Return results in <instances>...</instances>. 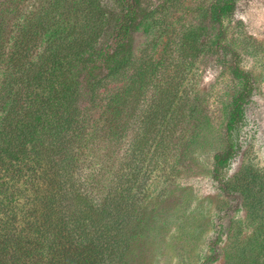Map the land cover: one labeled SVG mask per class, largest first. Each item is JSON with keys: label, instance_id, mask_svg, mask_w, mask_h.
<instances>
[{"label": "rangeland", "instance_id": "obj_1", "mask_svg": "<svg viewBox=\"0 0 264 264\" xmlns=\"http://www.w3.org/2000/svg\"><path fill=\"white\" fill-rule=\"evenodd\" d=\"M86 1L0 0V20L6 25L9 45L24 26L52 14L50 29L36 32L38 39L31 51V61L40 62L50 44L66 45L85 31ZM99 1L108 16L95 46L97 52L120 41V24L125 18L121 0ZM125 1L131 5L133 0ZM138 1L141 11L152 14L132 33L134 68L119 77H106L107 70H102L103 82L95 90L81 72V64L77 68L76 106L82 116L91 117L87 135L93 137L81 148L73 179L82 193L92 197H101L119 179H115L116 172L129 148L128 140L117 144L102 120L114 119L117 96L126 98L130 90L137 117L150 108L149 104H160L158 116L166 115L171 124L159 132L164 155L155 176L148 180L149 200L143 209V215L152 218L153 233L143 240L147 250L135 249L137 254L130 255L128 264H264V253L256 251L257 245L254 252L247 250V257L241 253L245 245L257 244L254 237L260 241L264 237L263 225L260 228L250 216L257 212L244 206L241 190L224 193L212 172L214 156L227 148L226 124L232 100L241 88L232 75L235 58L251 75L254 89L233 134L234 158L222 177L227 185L238 187H242L240 178L249 182L254 178L250 191L253 197L264 199V0H235L231 12L220 20L215 9L226 0ZM91 53L96 52L85 58ZM12 75L16 74L8 75L6 67L0 69V90ZM134 75L138 76L136 83ZM120 118L119 131L132 119L123 113ZM136 131L137 125L123 135L130 138ZM258 213H264V208ZM215 239L219 253L216 260L207 262L209 243Z\"/></svg>", "mask_w": 264, "mask_h": 264}, {"label": "trees", "instance_id": "obj_2", "mask_svg": "<svg viewBox=\"0 0 264 264\" xmlns=\"http://www.w3.org/2000/svg\"><path fill=\"white\" fill-rule=\"evenodd\" d=\"M121 2L125 7V18L120 24L123 36L115 46L95 51L108 15L99 0H89L84 5L88 13L85 31L66 45L50 44L38 63L31 61L38 39L36 32L50 29L52 14L24 26L12 45L7 40L6 25L0 20V69L6 67L8 75L16 74L0 90V264H128L130 255L137 254L135 249L147 250L143 240L153 233L152 218L143 215L144 204L149 200L148 180L155 176L164 155L159 132L171 124L166 115L158 116L163 105L149 104L150 108L139 118L131 104L130 90L126 98L118 95L114 119L102 122L117 144L128 140L129 148L116 172L115 179H119L101 197L82 193L73 179L81 148L88 144V137H93L91 133L87 135L91 117L82 116L76 106L77 68L81 64V72L92 90L102 84L99 73L104 69L106 77L125 75L134 68L132 33L152 14L141 11L138 0L131 5ZM234 3L235 0H226L216 8L217 20L231 12ZM59 9L58 4V14ZM46 19L49 22H44ZM92 51L96 53L85 58ZM232 62L233 78L241 88L232 100L226 124L227 148L214 156L213 178L224 193L241 190L244 206L257 212L250 213L252 221L264 229V213H258L264 208V199L253 197L249 187L254 178L251 182L240 178L242 187H238L227 185L222 177L234 158L233 134L244 118L254 89L251 75L240 68L237 59ZM137 77L134 75V83ZM14 86L18 89L14 90ZM167 99L164 101L170 102ZM122 113L132 119L120 132ZM136 125L132 137L123 135ZM254 238L257 244L245 245L243 257H247L248 249L254 252L256 245V251L264 253V237L261 241L258 236ZM208 250L206 261L216 260V239L209 243Z\"/></svg>", "mask_w": 264, "mask_h": 264}]
</instances>
